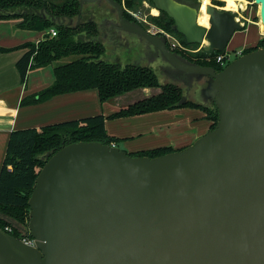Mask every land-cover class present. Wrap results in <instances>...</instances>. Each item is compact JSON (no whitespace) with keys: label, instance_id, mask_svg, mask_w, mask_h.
I'll return each instance as SVG.
<instances>
[{"label":"water","instance_id":"obj_1","mask_svg":"<svg viewBox=\"0 0 264 264\" xmlns=\"http://www.w3.org/2000/svg\"><path fill=\"white\" fill-rule=\"evenodd\" d=\"M86 1L95 0H78L76 23ZM105 1L117 26L149 41L176 79L204 78L201 91L217 120L185 147L152 157L98 140L63 145L40 168L28 198L34 244L0 228V264H264V46L216 71L176 54L164 36L126 18L117 0ZM151 1L187 43L207 40L211 50L225 51L243 27L212 3L203 25L200 4ZM252 1L264 30V0Z\"/></svg>","mask_w":264,"mask_h":264},{"label":"trees","instance_id":"obj_2","mask_svg":"<svg viewBox=\"0 0 264 264\" xmlns=\"http://www.w3.org/2000/svg\"><path fill=\"white\" fill-rule=\"evenodd\" d=\"M117 1L124 8V16L137 21L126 9L131 6L133 0ZM212 3L217 5L223 2L212 0ZM199 4L198 0L195 7ZM78 8V0H0V19L20 17L21 20L17 23L19 28L29 30L54 28L56 30V35L51 36L47 32L36 44L25 42L19 45L26 49L16 62L22 79L31 68L47 66L70 54L76 56L70 61L55 65L53 81L31 97L22 99L21 102L42 101L58 93L91 87L97 89L99 100L102 102L138 87H158L160 90L157 93L138 99L106 117L114 118L161 109L194 106L203 110L206 118L211 120L209 129L214 126L217 110L213 104L210 106L183 100L181 88L172 82L160 83L151 68L128 64L120 66L116 63L96 60L103 49L101 43L94 39L97 34L96 23L92 20H83L81 15L79 22L76 23ZM48 14L71 18V25L57 24ZM154 22L164 30L179 36L183 44L199 45L187 43L184 36L173 29V20L165 12L160 11V16H155ZM262 46H264V37L258 39L252 47H245L242 53ZM9 49L11 48L0 46V51ZM172 50L192 63L210 65L216 71L223 68L216 62L215 56L224 51L209 48L195 52ZM209 56H212L211 59ZM104 119L105 116L100 113L39 127L16 128L9 132L0 165V228L10 226L9 233L16 238H21L22 233L27 231L28 198L32 186L46 159L57 149L79 140L117 143L118 138L106 133ZM181 148L164 145L128 153L152 157Z\"/></svg>","mask_w":264,"mask_h":264},{"label":"crops","instance_id":"obj_3","mask_svg":"<svg viewBox=\"0 0 264 264\" xmlns=\"http://www.w3.org/2000/svg\"><path fill=\"white\" fill-rule=\"evenodd\" d=\"M229 5L226 8L235 10L233 1ZM238 6L242 8V5ZM20 20V17L0 19V46L11 48L0 51V165L12 129L39 127L100 113L105 116L106 133L118 138L117 142H121L126 152L164 145L181 148L209 129L211 120L206 118L203 110L194 106L106 117L138 99L157 93L158 87L150 88L147 93L133 89L102 102L95 87L58 93L42 101L21 102L53 81L55 61L47 66L31 68L25 78H21L16 62L26 49L19 45L25 42L36 44L48 30L19 28L17 23ZM232 49L236 48L227 44L226 50ZM238 50L240 48L235 51ZM114 145L117 146L115 142Z\"/></svg>","mask_w":264,"mask_h":264},{"label":"rangeland","instance_id":"obj_4","mask_svg":"<svg viewBox=\"0 0 264 264\" xmlns=\"http://www.w3.org/2000/svg\"><path fill=\"white\" fill-rule=\"evenodd\" d=\"M181 1L195 6L198 0ZM199 2L201 5V0H199ZM222 2L223 3L217 5L220 8L228 9L226 7L230 6L229 3L232 2V0H222ZM209 3H212V0H209ZM245 4L246 5L241 6L242 8L238 6L235 10L228 9L234 13L235 17L239 19L244 26V30H236L228 42L229 47L234 46L236 49L240 48L241 53L245 51V47H252L256 44L258 39L264 37V30L260 27L258 4H255L252 0H247ZM126 9L136 18L137 22L142 24L147 30L150 29L152 32H155L156 28L159 27L154 20L155 16H160V11L154 7L150 0H133L131 6H128ZM82 11V19L92 20L97 26V34L94 36V39L101 43L103 49L96 60L116 63L120 66L128 64L149 67L153 70L160 83H176L181 88L183 100L206 103V105L212 106V103L206 100V97L201 91L204 78L193 80L194 75H190L188 82L185 79H176L178 71L171 66L160 53L156 55L153 54L152 44L149 41L139 34L117 26L118 18L116 11L105 0L86 1L83 3ZM172 35L177 39L180 38L173 33ZM188 47L193 50L192 52H194V50L197 51L208 48L207 42ZM236 49L230 51L235 52ZM243 49L244 51H242ZM75 57V55L70 54L55 61L54 64L64 63ZM211 57L212 56H209V59H211ZM235 57L236 56H233L232 59ZM150 88L154 89L156 87L146 86L135 89L144 90V92L147 93ZM116 144L121 149H124L121 142H117Z\"/></svg>","mask_w":264,"mask_h":264},{"label":"built area","instance_id":"obj_5","mask_svg":"<svg viewBox=\"0 0 264 264\" xmlns=\"http://www.w3.org/2000/svg\"><path fill=\"white\" fill-rule=\"evenodd\" d=\"M150 32H152L150 29H148ZM49 34L51 36L56 35V30L54 28H50L48 30ZM154 34H158V35H162L164 36V38L166 39V42L169 46V48L181 51V52H192L193 50L188 47L187 45L183 44L179 39H177L176 37H174L172 35L171 32L164 30L161 27H157L155 32H152ZM195 52V50H194ZM239 54H241V51H235L232 52L230 50H225L223 53L217 54L215 56V60L216 62L220 63V65L225 66L228 62H230L233 58V56H238ZM114 145V143H111ZM4 230H6L7 232H9L11 230L10 226H5ZM21 240H23L24 242L28 243V244H34V239L31 236H23L20 238Z\"/></svg>","mask_w":264,"mask_h":264},{"label":"bare ground","instance_id":"obj_6","mask_svg":"<svg viewBox=\"0 0 264 264\" xmlns=\"http://www.w3.org/2000/svg\"><path fill=\"white\" fill-rule=\"evenodd\" d=\"M235 5L234 7L236 8L238 5L244 6L246 3V0H232ZM209 3V0H201V5H200V12L197 16V21L203 25H207L208 21V14L205 12V6ZM259 9V8H258ZM259 11V10H258ZM260 27H262V24L260 22ZM203 42H207V40H204Z\"/></svg>","mask_w":264,"mask_h":264},{"label":"flooded vegetation","instance_id":"obj_7","mask_svg":"<svg viewBox=\"0 0 264 264\" xmlns=\"http://www.w3.org/2000/svg\"><path fill=\"white\" fill-rule=\"evenodd\" d=\"M184 3H185V2H184ZM212 4H213V3H212ZM214 5L217 6V7H219V6L216 5V4H214ZM191 6H192V5H191ZM82 14H83V11L81 10L80 15L82 16ZM183 147H185V146H183ZM23 236H26V237H27V236H30V235H29V232H28V231H24V232L22 233V237H23Z\"/></svg>","mask_w":264,"mask_h":264}]
</instances>
